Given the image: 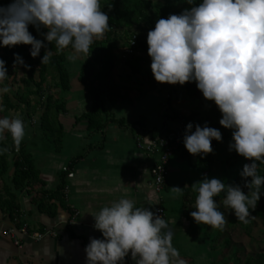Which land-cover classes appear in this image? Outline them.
Masks as SVG:
<instances>
[{
	"label": "clouds",
	"instance_id": "9594fccd",
	"mask_svg": "<svg viewBox=\"0 0 264 264\" xmlns=\"http://www.w3.org/2000/svg\"><path fill=\"white\" fill-rule=\"evenodd\" d=\"M194 6L179 14L159 18L147 33L151 71L159 82L196 81L205 98L213 100L222 113L219 123L232 128L229 149L249 158L240 175L248 191L239 184H225L221 179L204 176L193 184L198 193L190 215L196 223L222 229L224 212L213 197L226 191L222 203L237 219L249 222L264 185V175L257 172V162L264 163V0H187ZM109 3V8H111ZM109 16L101 11V0H12L0 6V45L30 44V55H39L43 41L28 31V24H42L48 42H55L57 52L71 46L69 59L90 54L94 39L110 29ZM47 49V46H45ZM14 63L24 64L19 54ZM51 51H45L41 63H48ZM25 67H30L25 65ZM8 76L0 59V101L11 89L4 84ZM0 102V112L4 110ZM186 125L183 143L191 154L213 151L211 140H220L221 132L207 124ZM11 134L17 150L25 136L24 121L0 118V140ZM8 151L0 146V154ZM175 194L182 187L172 186ZM94 227L103 238H90L85 247L87 264H123L131 252L136 264H184L172 244L173 233L162 215L135 201L121 197L103 206L93 215ZM73 223L75 220H71ZM68 221H65V223ZM47 255V253H46ZM49 258H54V253Z\"/></svg>",
	"mask_w": 264,
	"mask_h": 264
},
{
	"label": "crops",
	"instance_id": "0c3cea01",
	"mask_svg": "<svg viewBox=\"0 0 264 264\" xmlns=\"http://www.w3.org/2000/svg\"><path fill=\"white\" fill-rule=\"evenodd\" d=\"M85 59L80 57L78 65L73 61L76 75L70 80L69 89L64 94H51L63 106L54 112L61 128L58 148L42 133L41 108L38 106L29 118L23 114L24 105L16 102L13 94H7L13 107H4L0 118L19 117L24 121L25 136L20 147L29 154L35 177L19 188L14 187L12 162L18 150L8 154L7 170L0 175V264H87L85 247L90 238H103L102 232L94 227L93 215L121 197L152 211L159 206L164 209L168 223L165 231H172V244L184 264H233L230 260L233 253L222 248L224 240H216L218 231L214 234L210 225L196 223L190 215L196 210L198 195L193 184L204 176L222 180L219 145L213 146L216 152L208 153L207 159L202 154L185 151V145L182 146L168 161L166 185L160 191L156 190L150 173L157 154L138 146L139 142L149 143L163 129L173 130L183 124V119L193 113L194 100L189 94H166L161 86L147 84V77L138 72L132 77L125 75L121 81L116 80L122 93L118 101L113 104L105 101L108 121L101 129L89 130L83 115L91 111L93 97L85 89L82 76L90 77L94 68L81 73ZM134 76L140 80L139 87L133 83ZM6 134L12 139L9 132H5V137ZM240 158L227 164L236 170ZM205 160L215 169L206 168ZM64 166L69 167L72 176H66ZM172 186L182 187V194H175ZM221 193L226 196V191ZM220 198L213 197L216 201ZM20 224H25L29 231L48 233L39 239L19 233L20 244L16 245L3 232ZM46 253L49 256L54 253V258ZM123 264H136L130 251Z\"/></svg>",
	"mask_w": 264,
	"mask_h": 264
},
{
	"label": "trees",
	"instance_id": "16d2710c",
	"mask_svg": "<svg viewBox=\"0 0 264 264\" xmlns=\"http://www.w3.org/2000/svg\"><path fill=\"white\" fill-rule=\"evenodd\" d=\"M11 3L12 0H0V6L6 7ZM109 3L112 5L111 8H109ZM198 3L199 0H194V4ZM101 4L103 11L109 16L108 23L110 29L104 33V40L98 42L97 39H94L90 52V54L92 53V57L90 58L93 62L86 58L84 64H82L83 68L81 69L82 73L86 68H94L90 77L86 78V76H82V82L85 89L92 94L93 97L91 111L83 115V117L87 118L88 129L92 131L101 129L108 121V111L105 107V101L107 100L112 104L116 103L120 98V94H122L120 86L111 80V73L116 64V56L114 54L115 48L112 41H110L111 29L117 27L124 28L125 31H127L133 26H136V32L132 31L127 33L125 46L128 45L131 36L135 34L136 40L134 51L137 55L140 50L147 53L148 44L145 35L149 30L154 28L156 21L159 18H167L170 14H179L184 9L194 6L189 4L187 0H161V2H152L151 0H101ZM28 31L35 38L43 41L39 55L36 57L30 55V50H27L28 47L31 49L30 44L20 43L12 46L0 45V59L5 61L8 73L7 78H14L18 71H23L25 73V78L21 80L23 90H17L13 95L19 103H22L25 106V112L27 115L31 116L34 114L38 106L41 108L40 127L42 133L45 137L50 139L54 148H58L61 141V128L57 126L54 112L62 109L63 106L62 103L54 99L51 94L45 93L43 85L49 75L51 78L57 80L56 84L59 89L62 91L69 89L70 74L65 65L67 58L66 48L61 52H57L55 42L53 41L50 43L46 40L44 33H46L48 29L42 24L34 25L29 23ZM45 46H47V49ZM45 51H51L52 55L48 63H41V57L44 55ZM136 53L127 55L128 57L124 60V65L129 70L130 74L139 72L141 69V65L139 64L140 58L134 55ZM14 54H19L22 59L24 58V64L14 63ZM13 65H15V68L12 69ZM25 65H29L30 67H25ZM184 86L187 93L195 102L199 105L209 106L205 114L200 116L193 112L183 119L184 133L186 125L189 122L193 123L192 130H195L197 124L201 127L207 124L209 127L219 129L222 138L220 140L213 138L211 144L217 146L225 137H228L227 147L229 156L227 157V163H235L240 154L234 149H229V144L232 142L233 137L232 134L231 136L229 134L226 136L224 126L219 123V120L222 117L220 109L213 100L207 99L203 96L202 91L197 88L195 80L185 81ZM161 88L166 89L168 94H178L173 85L164 84ZM3 102L5 103V109L13 107L7 94L3 96ZM111 119L114 120L112 117ZM115 121L121 123L122 120L115 119ZM6 140H8V142ZM0 146L8 148V151L0 154L1 175L7 170L8 154L14 152L16 147L8 134H6L4 140H0ZM186 150L187 149H185V151ZM12 165V184L14 187L19 188L35 177V169L31 158L20 146L18 152L13 158ZM257 165L258 174L264 175V163L257 162ZM247 180H251V177H242L239 175L236 178V182H238L241 189L245 192L248 191V187L245 183ZM60 188L58 189V192H60ZM263 193L264 185H262L261 195L257 204ZM219 196L225 197V194L220 193ZM250 211L253 215L261 218L263 216L262 210L259 207L251 209ZM235 221L244 224V222L237 218ZM242 264H264V256L247 258Z\"/></svg>",
	"mask_w": 264,
	"mask_h": 264
},
{
	"label": "rangeland",
	"instance_id": "374dc122",
	"mask_svg": "<svg viewBox=\"0 0 264 264\" xmlns=\"http://www.w3.org/2000/svg\"><path fill=\"white\" fill-rule=\"evenodd\" d=\"M152 2H161V0H151ZM101 11H103L102 8V4H101ZM136 26H133L131 29H128L127 31H125L124 28H117V27H113L111 29V34H110V41H112L113 45H114V54L116 56V64L114 69L112 70L111 73V80L115 83H117L118 80H122L123 77L125 75L132 77L133 74L129 73V70L125 67L124 65V60L128 57L127 55H124L123 50L125 47V42H126V36L127 33L130 32H136ZM105 35H103V37L97 39L98 42L104 40ZM145 38L147 39V33L145 35ZM66 53H68L70 55L71 53V46L66 48ZM68 55V56H69ZM135 56H138L140 58V65H141V71L138 72L140 74L141 77L145 76L147 77L148 83L147 84H151V86L153 85V87L155 88H159V86L163 87L165 83L163 82H159L157 80H155L154 75L151 71V57L149 56L148 52H144V51H139L138 55L137 53L134 54ZM80 57H82L84 59L85 55L82 53L78 56L76 60V64L78 65ZM92 57V53L87 56L86 58L90 59L91 62H93L91 60ZM25 59L23 58V61ZM75 60H71L68 59L65 62L66 68L68 69L69 73H70V80L72 78H74V76L76 75L75 73H73L75 71V63L73 64V61ZM84 64V62H83ZM25 78V73L23 71H18L16 76L14 78L8 77L7 80L4 81V83L6 82V84L8 82H10V86L9 88L11 89L9 92L3 93V94H13L14 92H16L17 90L22 91L23 90V85L21 80ZM144 78V77H143ZM117 80V81H116ZM133 83L137 84V87H139L138 84L139 83V79L137 78V76H134V78H132ZM57 80L51 78V76L48 75L47 80L45 82V84L43 85V89L45 90V93L47 94H64V92L58 88L57 84H56ZM176 89V91L178 92V94H188L184 83L180 84V83H173L172 84ZM134 86V85H133ZM127 89V88H126ZM161 91L167 94L168 92L166 91V89H162ZM66 92V91H65ZM176 93V92H175ZM164 94V93H163ZM33 98V97H32ZM16 102L17 99H14ZM3 102V99H2ZM33 102V101H32ZM194 109L193 112L197 113L198 115H203L205 114V112L208 110L209 106H205V105H199L197 102L194 101V105H193ZM24 112L23 114L27 115V113L25 112L26 108L24 106ZM55 115V113H54ZM29 118L31 117L30 115H27ZM25 117V116H24ZM22 117V118H24ZM33 119V118H32ZM32 119L30 120V122L32 121ZM225 135L227 136L228 134L231 136L232 132L234 131V129L232 128H228L225 127ZM50 141V139H49ZM227 141H228V137H225L224 140L222 142L219 143V156L221 159L222 158V162L220 165V176L222 178V181L227 185V184H238V182H236L235 177L233 180V175H236V178L240 175L241 170L243 168V165L246 163H250L251 160L249 158L246 157H239V161L235 164V166L238 165V168L236 167V170L232 169L233 167L227 164V159L224 160L225 156H229V151H228V147H227ZM51 142V141H50ZM52 143V142H51ZM213 151H215V148L213 147ZM212 151V152H213ZM216 152V151H215ZM208 154V153H207ZM207 154H203L204 159H207ZM201 156V155H199ZM241 156V155H240ZM207 161L205 160L204 163H206ZM225 163L228 165L227 167H225ZM209 163L207 162V166H205L206 168H210V170H213L215 168H211L208 165ZM218 167V165H215V167ZM225 197H221L220 201L218 200L217 203L219 202V205L221 206V211L224 212L225 215V225L222 229L220 228H213V233L216 234V232L218 231V235L216 234V240H224L223 243H221V245L223 246L222 248H225V252H230L231 254L233 253L232 257L230 258L231 262H233V264H242L244 260H246L247 258H253V257H257V256H262L264 254V193L261 196V199L259 201V203L256 205L255 208H260L262 210V218L256 215L251 214V216L249 217V222L248 223H238L235 221L236 216L234 215V212L229 209L227 206H225L222 201Z\"/></svg>",
	"mask_w": 264,
	"mask_h": 264
},
{
	"label": "built area",
	"instance_id": "2783aa9c",
	"mask_svg": "<svg viewBox=\"0 0 264 264\" xmlns=\"http://www.w3.org/2000/svg\"><path fill=\"white\" fill-rule=\"evenodd\" d=\"M135 40H136V35L133 34L130 40L128 41V45L124 47L123 50L124 55H130L136 53L134 51ZM27 50H30V47H28ZM13 68H15V65L12 66V69ZM184 135H185L184 124H181L176 129L173 130L163 129L162 131L155 133L153 137L150 139L149 143L146 144H142L140 142L138 143V146H140L145 151L151 154H157V160L150 170L153 184L157 191H160L166 185V180L168 175V161L172 156V154H174L182 146H184L183 143ZM15 151H17V149H15ZM62 171L66 174L67 177L72 176L69 167L64 166L62 168ZM63 193H66V187L63 188ZM154 212H156L159 215H162V217L164 218L165 212L161 206L157 207L154 210ZM3 233L8 237H10L13 240L14 244L19 245L20 244V239L18 238L19 233L26 235L32 239H39L43 237L45 234H47L48 231L45 232L29 231L28 227L25 224H20L6 229Z\"/></svg>",
	"mask_w": 264,
	"mask_h": 264
}]
</instances>
